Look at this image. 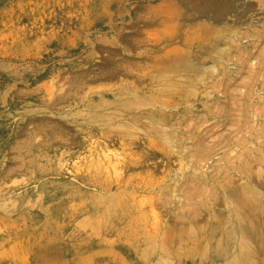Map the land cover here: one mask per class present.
<instances>
[{"label":"rangeland","instance_id":"374dc122","mask_svg":"<svg viewBox=\"0 0 264 264\" xmlns=\"http://www.w3.org/2000/svg\"><path fill=\"white\" fill-rule=\"evenodd\" d=\"M263 144L264 0H0V264H264Z\"/></svg>","mask_w":264,"mask_h":264},{"label":"bare ground","instance_id":"6f19581e","mask_svg":"<svg viewBox=\"0 0 264 264\" xmlns=\"http://www.w3.org/2000/svg\"><path fill=\"white\" fill-rule=\"evenodd\" d=\"M212 9H213V8H212ZM170 10H172V9H170ZM209 10H210V9H209ZM172 11H173V10H172ZM196 11H197V10H195V12H196ZM198 11H199V10H198ZM198 11H197V12H198ZM170 12H171V11H170ZM202 12H203V10H202ZM202 12H201V13H202ZM218 12H219V11H218ZM177 13H178V12H177ZM214 13H215V11H214ZM170 14H171V13H170ZM170 14H169V15H170ZM178 14H179V13H178ZM173 15H174V17H175L174 12H173ZM201 15H202V14H201ZM171 16H172V15H171ZM177 16H178V15H177ZM182 16H183V15H182ZM203 16H204V14H203ZM190 17H191V16H190ZM216 17H217V16H216ZM185 19H186V18H185ZM167 20H168V19H167ZM157 21H158V20H157ZM157 21H156V22H157ZM156 22H155V23H156ZM192 22H193V21H192ZM155 23H154V24H155ZM171 23H172V22H171ZM160 24H161V23H160ZM172 25H174V24H172ZM172 25H171V26H172ZM167 26H168V25H167ZM171 26H170V27H171ZM175 27H176V26H175ZM208 27H209V26H208ZM201 28H202V26H201ZM203 28H205V27H203ZM203 28H202V29H203ZM173 29H174V28H173ZM205 29H206V28H205ZM171 30H172V28H171ZM209 30H210V29H209ZM169 32H170V30H169ZM172 32H173V31H172ZM192 32H193V31H192ZM203 32H204V31H203ZM203 32H202V33H203ZM206 32H207V30H206ZM208 32H209V31H208ZM210 32H211V30H210ZM220 32H221V31H220ZM223 32H224V31H223ZM231 32H233V31H231ZM217 33H218V32H217ZM233 33H234V32H233ZM159 34H160V33H159ZM186 34H188V33L186 32ZM204 34H206V33H203L202 35H201V34H200V35L203 36ZM207 34H208V33H207ZM214 34H215V33H214ZM218 34H220V33H218ZM236 34H237V32H236ZM238 34H239V33H238ZM165 35H167V34H165ZM176 35H177V34H176ZM179 35H180V34H179ZM215 35H216V34H215ZM168 36H169V35H168ZM189 36H191L190 33H189ZM209 36H210V34H209ZM223 36H224V35H223ZM233 36H234V35H233ZM150 37H151V36H150ZM186 37H187V36H186ZM203 37H204V36H203ZM210 37H211V36H210ZM183 38H184V37H183ZM201 38H202V37H201ZM201 38H200V39H201ZM159 39H160V38H158V41H159ZM164 39H165V38H164ZM185 39H186V38H185ZM205 39H206V38H205ZM219 39H220V38H219ZM182 40H183V39H182ZM240 40H241V39H240ZM196 41H198V40H196ZM206 41H207V40H206ZM214 41H216V39H214ZM220 41H221V40H220ZM199 42H200V41H198V43H199ZM202 42H203V40H202ZM202 42H201V43H202ZM204 42H205V41H204ZM218 42H219V41H218ZM194 43H195V42H194ZM215 43H216V42H215ZM182 44H183V42H182ZM210 44H211V43H210ZM183 45H184V44H183ZM185 45H187V44H185ZM206 45H207V44H206ZM212 45H213V44H212ZM212 45H211V46H212ZM216 45H217V43H216ZM216 45H215V46H216ZM190 46H191V45H190ZM202 46H203V45H202ZM204 46H205V44H204ZM207 46H208V45H207ZM187 47H188V46H187ZM199 48H200V47H199ZM213 48H214V47H213ZM216 48H217V46H216ZM172 49H174V48H172ZM187 49H188V48H187ZM208 49H209V48H208ZM217 49H218V48H217ZM202 50H203V49H202ZM209 50H210V49H209ZM177 51H178V50H177ZM177 51L174 50V52H177ZM186 51H187V50H186ZM189 51H190V50H189ZM191 51H192V50H191ZM205 51H206V50H205ZM219 51H220V50H219ZM172 52H173V51H172ZM172 52H171V53H172ZM198 52H200V51H198ZM223 52H225V50H223ZM167 53H169V52H167ZM167 53H166V55H167ZM186 53H187V52H186ZM202 53H203V52H202ZM156 54H157V53H156ZM200 54H201V53H200ZM206 54H207V53H206ZM160 55H161V54H160ZM183 55L185 56V52H184ZM228 55H229V54H228ZM162 56H163V53H162ZM164 56H165V55H164ZM172 56H174V54H173ZM175 56H176V55H175ZM178 56H179V55H178ZM204 56H205V55H204ZM142 57H143V56H142ZM142 57H141V58H142ZM157 57H158V56H157ZM157 57H156V58H157ZM166 57H168V56H166ZM195 57H197L196 54H195ZM221 57H222V56H221ZM223 57H224V56H223ZM141 58H140V59H141ZM159 58H160V57H159ZM172 58H173V57H172ZM172 58H170V60H171ZM174 58H175V57H174ZM199 58H200V57H199ZM152 59H153V58H152ZM147 60H148V59H147ZM168 60H169V57H168ZM170 60H169V62H170ZM174 60H175V59H174ZM196 60H197V59H196ZM223 60H224V59H223ZM154 61H157V60L155 59ZM220 61H221V60H220ZM159 62H160V61H159ZM198 62H199V61H198ZM217 62H218V61H217ZM170 63H171V62H170ZM256 63H257V62H256ZM261 63H262V62H261ZM155 64H156V63H155ZM155 64H154V65H155ZM161 64H162V63H161ZM157 65H159V63H158ZM197 65H198V64H197ZM216 65H217V64H216ZM216 65H215L214 67H216ZM220 66H221V65H220ZM198 67H199V65H198ZM126 68H128V67H126ZM150 68H151V67H150ZM150 68H148V69H150ZM154 68H155V67H154ZM157 68H159V67H157ZM157 68H156V69H157ZM186 68H187V67H186ZM209 68H210V67H209ZM139 69H140V68H139ZM152 69H153V66H152ZM126 70H127V69H126ZM146 70H147V69H146ZM154 70H155V69H154ZM115 71H116V70H115ZM142 71H143V70H142ZM147 71H148V70H147ZM151 71H152V70H151ZM202 71H203V69H202ZM207 71H208V68H207ZM113 72H114V71H113ZM136 72H137V71H136ZM144 72H145V71H144ZM189 72H190V71H189ZM213 72H215V71L213 70ZM253 72H254V71H253ZM137 73H138V72H137ZM152 73H153V72H152ZM217 73H218V72H217ZM211 74H212V73H211ZM121 75H122V74H121ZM132 75H133V74H132ZM146 75H147V74H146ZM202 75H203V74H202ZM205 75H206V74H205ZM207 75H208V74H207ZM127 76H128V74H127ZM142 76H143V74L141 75V77H142ZM187 76H188V75H187ZM213 76H214V74H213ZM112 77H113V76H112ZM117 77H118V76H117ZM138 77H139V76H138ZM151 77H153V76H151ZM160 77H161V76H160ZM211 77H212V76H211ZM114 78H115V77H114ZM139 78H140V77H139ZM158 78H159V77H158ZM203 78H204V77H203ZM143 79H144V78H143ZM150 79H151V78H150ZM155 79H156V78H155ZM155 79H154V80H155ZM260 79H261V78H260ZM144 80H145V79H144ZM144 80H143V81H144ZM151 80H152V79H151ZM151 80H150V81H151ZM192 80H193V79H192ZM209 80H210V79H209ZM137 81H138V80H137ZM201 81H202V80H201ZM203 81L205 82V79H204ZM144 82H145V81H144ZM159 82H160V81H159ZM166 82H167V81H166ZM166 82H165V83H166ZM169 82H170V81H169ZM195 82H196V81H195ZM260 82H261V80H260ZM125 83H126V82H125ZM148 83H149V82H148ZM156 83H157V81H156ZM171 83H173V81H172ZM174 83H175V82H174ZM183 83H184V82H183ZM185 83H188V82H185ZM108 84H109V83H108ZM144 84H145V83H144ZM169 84H170V83H169ZM169 84H168V85H169ZM153 85H154V84H153ZM162 85H163V84H162ZM261 85H262V84H261ZM114 86H115V85H114ZM123 86H124V85H123ZM126 86H127V85H126ZM126 86H125V87H126ZM169 86H170V85H169ZM171 86H172V85H171ZM109 87H110V86H109ZM121 87H122V86H121ZM127 87H128V89H125V90H127V93H129V94H133V95H135V94L138 93V92H137V89H136L135 86H127ZM138 87H139V86H138ZM142 87H143V86H142ZM156 87H157V86H156ZM119 88H120V87H119ZM153 88H154V86H153ZM157 88H159V87H157ZM161 88H163V87H161ZM112 89H113V88H112ZM112 89H111V90H112ZM116 89H117V88H116ZM123 89H124V88H123ZM172 89H173V88H172ZM117 90H118V89H117ZM99 91H100V90H99ZM107 91H108V90H107ZM114 91H115V90H114ZM165 91H166V90H165ZM169 91H170V90H168V92H169ZM102 92H103V90H102ZM109 92H110V91H109ZM135 92H136V93H135ZM163 92H164V91H163ZM170 92H171V91H170ZM170 92H169V93H170ZM173 92H174V91H173ZM96 93H97V92H96ZM134 93H135V94H134ZM161 93H162V92H161ZM171 93H172V92H171ZM179 93H180V92H179ZM99 94H100V93H99ZM121 94H123V93H121ZM121 94H119V95H121ZM175 94H176V92H175ZM106 95H107V94H106ZM143 95H144V94H143ZM153 95H154V94H153ZM153 95H152V98H153ZM177 95H178V94H177ZM177 95H176V96H177ZM180 95H181V94H180ZM116 96H117V94H116ZM121 96H122V95H121ZM149 96H150V95H149ZM154 96H155V95H154ZM164 96H165V95H164ZM168 96H170V95H168ZM171 96H172V94H171ZM111 97H112V96H111ZM173 97H175V96H173ZM180 97L182 98V96H180ZM112 98H113V97H112ZM112 98H111V99H112ZM155 98H156V97H155ZM119 99H120V98H119ZM156 99H157V98H156ZM158 99H159V98H158ZM158 99H157V101H158ZM95 101H96V100H95ZM101 101H102V100H101ZM108 101H109V100H108ZM108 101H107V102H108ZM123 101H124V99H123ZM155 101H156V100H155ZM170 101H171V100H170ZM173 101H174V99H173ZM176 101H177V100H176ZM86 102H87V101H86ZM98 102H99V101H98ZM158 102H159V101H158ZM164 102H165V101H164ZM167 102H168V101H167ZM178 102H179V101H178ZM105 103H106V102H105ZM156 103H157V102H156ZM169 103H170V102H169ZM95 104H96V103H95ZM101 104H102V103H101ZM101 104H100V105H101ZM162 104H163V103H162ZM181 104H182V103H180V105H181ZM97 105H98V104H97ZM109 105L111 106L112 104H109ZM145 106H146V105H145ZM89 107H90V106H89ZM91 107H93V106H91ZM99 107H101V106H99ZM102 107H103V106H102ZM113 107L115 108V106H113ZM170 107H171V106H170ZM177 107H178V106H177ZM109 108H110V107H109ZM116 108H117V106H116ZM118 108H119V106H118ZM166 108H167V106H166ZM174 108H175V107H174ZM87 109H89V108H87ZM100 109H101V108H100ZM104 109H105V108H104ZM120 109H121V107H120ZM148 109H149V108H148ZM168 109H169V108H168ZM171 109H172V107H171ZM91 110L93 111V109H91ZM112 110H113V109H112ZM146 110H147V109H146ZM149 110H151V109H149ZM153 110H154V109H153ZM174 110H175V109H174ZM119 111H120V110H119ZM123 111H124V110H123ZM125 111H126V110H125ZM156 111H157V110H156ZM159 111H160V110H159ZM159 111H158V112H159ZM98 112H99V110H98ZM126 112H128V111H126ZM129 112H130V111H129ZM136 112H137V111H136ZM139 112H142V111H139ZM139 112H138V113H139ZM149 112H150V111H149ZM79 113H80V112H79ZM85 113H86V112H85ZM121 113H122V112H121ZM124 113H125V112H124ZM130 113H131V112H130ZM130 113H129V114H130ZM159 113H160V112H159ZM134 114H135V115H138V114H136V113H134ZM112 115H113V114H112ZM119 115H120V114H119ZM119 115H118V116H119ZM121 115H122V114H121ZM130 115H131V114H130ZM151 115L154 116V113H151ZM72 116H73V115H72ZM82 116H84V115H82ZM140 116H141V117L145 116V113H143V114L140 115ZM119 117H120V116H119ZM127 117H128V116H127ZM149 117H150V116H149ZM157 117H158V116H157ZM70 118H71V117H70ZM73 118H74V117H73ZM84 118H85V117H84ZM124 118H125V117H124ZM121 119H122V118H121ZM125 119H126V118H125ZM130 119H131V118H130ZM130 119H129V120H130ZM122 120H123V119H122ZM132 120H133V119H132ZM134 120H136V119H134ZM112 121H113V120H112ZM112 121H111V122H112ZM137 121H138V120H137ZM116 122H117V121H116ZM119 122H120V121H119ZM121 124H122V123H121ZM140 124H141V123H140ZM238 125H239V124H238ZM106 126H107V125H106ZM119 126H120V125H119ZM119 126H118V122H117V127L119 128ZM111 127H112V126H111ZM151 127H152V126H151ZM160 127H161V126H160ZM103 128H104V127H103ZM231 128H232V127H231ZM114 129H115V128H114ZM117 130H118V129H117ZM119 132H120V131H119ZM100 134H101V133H100ZM115 138H116V137H115ZM149 140H150V139H149ZM255 140H256V139H255ZM173 141H174V139H173ZM173 141H170V142H173ZM257 141H258V140H257ZM151 142H152V141H151ZM120 143H121V141H120ZM152 143H153V142H152ZM156 143H157V141H156ZM259 143H260V142H259ZM169 145H170V144H169ZM173 145H174V144H173ZM263 145H264V144H263ZM175 146H176V145H175ZM260 146H261V145H260ZM170 148H171V147H170ZM171 149H172V148H171ZM250 150H251V149H250ZM255 150L258 152L257 149H255ZM259 152H261V151H259ZM251 153H252V151H251ZM251 153H250V154H251ZM255 153H256V152H255ZM251 155H252V154H251ZM252 158H254V156L248 157V160L251 162V159H252ZM253 162H254V161H253ZM99 166H100V165H99ZM158 182H159V181H158ZM254 182H255V179L252 178L251 176H249V177H248V183H249V185L253 184ZM248 183H247V184H248ZM241 186H242V185H241ZM247 186H248V185H247ZM244 187H246V185H245ZM247 188H248V187H247ZM251 188H252V187H251ZM248 189H249V188H248ZM242 190H243V189H242ZM246 190H247V189H246ZM110 196H111V195H110ZM263 198H264V197H263ZM248 203H249V201H248ZM245 207H246V206H245ZM95 215H96V214H95ZM221 229H222V228H221ZM155 238H156V237H155ZM230 249H231V248H230ZM113 255H114V254H113ZM149 256H150V254H149ZM146 261H147V260H146ZM93 262H94V261H93ZM149 262H150V261H149ZM141 263H142V262H141ZM166 263H167V262H166Z\"/></svg>","mask_w":264,"mask_h":264}]
</instances>
